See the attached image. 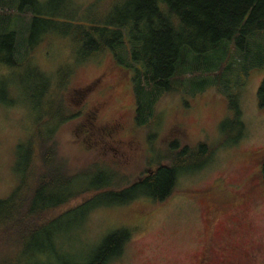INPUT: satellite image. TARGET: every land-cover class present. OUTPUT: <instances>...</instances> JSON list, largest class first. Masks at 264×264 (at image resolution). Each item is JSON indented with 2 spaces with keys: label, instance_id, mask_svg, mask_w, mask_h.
<instances>
[{
  "label": "rangeland",
  "instance_id": "rangeland-1",
  "mask_svg": "<svg viewBox=\"0 0 264 264\" xmlns=\"http://www.w3.org/2000/svg\"><path fill=\"white\" fill-rule=\"evenodd\" d=\"M79 1L88 4L94 0ZM46 15L56 20L49 10ZM43 25L36 24L37 28ZM227 43L233 51L229 52L220 85L216 86L214 77L208 78V86L199 84L203 79L200 75L180 92L164 95V91H158L162 94L151 103L147 95L139 96V100L135 96V63L126 48L119 52L126 57L125 65L112 52L80 61L86 57L80 56L71 36L42 34L22 67H3L0 73L9 86L17 87L14 103L0 102V199L8 198L19 185L26 155L23 148L31 144L37 126L49 132L53 123L47 121V115L57 114L53 116L56 119L70 112L77 116L57 132L54 140L58 159L69 173L89 172L78 180L83 187L105 186L114 192L141 181L158 167L168 165L165 156L176 140L181 148L207 144L214 154L204 169L181 178L173 194L162 203L140 197L115 204L116 197L105 193L94 200L97 207L85 224L80 217L71 216L73 225L68 227L69 215L61 219L57 227L61 228L63 255L86 259L105 237L127 227L130 237L124 253L110 264H198L210 237L201 216L203 200L193 199L192 193L223 183L225 194L232 196L234 185L251 190L253 182L262 184L251 192L258 205L240 201L235 209L248 212L256 234L263 240L260 247L264 253V111L258 104V89L264 79V34L251 38L245 51L235 42ZM27 46L21 41L22 54ZM31 68L51 77L73 68L68 88L61 95L63 87L56 85L40 107L16 81ZM96 104L98 108L102 105L97 116ZM149 105L152 116L148 115L141 126L140 110L148 112ZM236 107L242 112L239 118ZM94 116L97 122H92L96 121ZM239 124L245 126L241 139H237ZM192 162L195 166L202 160ZM41 258L44 263H60L51 252ZM28 259L29 255L22 256V264H33L26 263ZM257 264H264V257Z\"/></svg>",
  "mask_w": 264,
  "mask_h": 264
},
{
  "label": "trees",
  "instance_id": "trees-1",
  "mask_svg": "<svg viewBox=\"0 0 264 264\" xmlns=\"http://www.w3.org/2000/svg\"><path fill=\"white\" fill-rule=\"evenodd\" d=\"M46 10L56 20L46 15ZM38 22L45 25L37 28ZM50 32L71 36L80 56L86 57L80 61L112 52L125 65L126 57L119 52L126 48L135 63V96L139 100V96L147 95L154 103L162 94L158 91H164V95L180 92L200 75L203 79L199 84L208 86V78L214 77L216 86L220 85L229 52L233 51L227 42H235L245 51L251 38L264 34V0H94L88 4L79 0H0V73L3 67H22L30 59L35 42ZM21 41L28 45L24 54ZM201 58L205 60L201 62ZM72 69L57 71L51 77L31 68L16 81L41 107L56 85L63 87L61 95L66 91ZM16 90L0 77V102L14 103ZM258 104L264 111V79L258 89ZM148 107V112L140 110L141 126L148 115L152 116V106ZM235 113L239 118V107ZM53 116L47 115V121L53 123L51 130L46 132L38 125L31 144L23 148L26 155L19 185L8 198L0 199V264H22L24 255H29L26 263L53 264L44 263L41 256L45 252L58 256L59 264H110L124 253L130 237L127 227L105 237L88 258L77 259L61 253L64 242L57 227L61 219L69 215L68 227L73 225L71 216L80 217L85 224L97 207L94 200L105 193L116 197L115 204L140 197L162 203L173 194L181 178L204 169L214 154L207 144L181 148L176 140L165 156L168 165L158 167L141 181L114 192L105 186L83 187L78 180L89 172L69 173L58 159L54 140L77 115L67 112L61 118ZM239 126L237 139L245 131L244 124ZM199 159L200 165L191 166ZM261 176L264 181V152Z\"/></svg>",
  "mask_w": 264,
  "mask_h": 264
},
{
  "label": "flooded vegetation",
  "instance_id": "flooded-vegetation-1",
  "mask_svg": "<svg viewBox=\"0 0 264 264\" xmlns=\"http://www.w3.org/2000/svg\"><path fill=\"white\" fill-rule=\"evenodd\" d=\"M98 105L94 106L96 116L102 106L98 108ZM96 116L93 117L96 121L92 122H97ZM114 123L112 126L117 128ZM260 185L253 182L251 190L234 185L232 196L225 194L226 186L223 183L192 193L193 199L203 200L201 216L207 222L210 237L198 264H257L258 259L264 257L260 247L263 240L256 234L248 212L243 208L235 209L240 201H246L248 206H257L251 192ZM217 193L216 198H211Z\"/></svg>",
  "mask_w": 264,
  "mask_h": 264
}]
</instances>
